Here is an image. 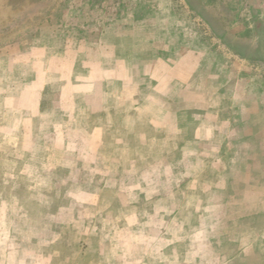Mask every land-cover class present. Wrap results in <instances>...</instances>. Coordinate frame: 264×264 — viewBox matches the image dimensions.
Wrapping results in <instances>:
<instances>
[{
  "label": "clouds",
  "instance_id": "clouds-1",
  "mask_svg": "<svg viewBox=\"0 0 264 264\" xmlns=\"http://www.w3.org/2000/svg\"><path fill=\"white\" fill-rule=\"evenodd\" d=\"M83 5L70 0L47 56H0L3 120L68 128L112 108L105 127L123 148L102 154L103 167L62 158L71 172L37 175L46 194L11 196L0 264H264V163L250 162L264 152V62L213 51L185 0ZM254 11L264 18V0L240 16ZM25 91L42 113L10 107ZM37 159L29 176L53 167Z\"/></svg>",
  "mask_w": 264,
  "mask_h": 264
},
{
  "label": "rangeland",
  "instance_id": "rangeland-1",
  "mask_svg": "<svg viewBox=\"0 0 264 264\" xmlns=\"http://www.w3.org/2000/svg\"><path fill=\"white\" fill-rule=\"evenodd\" d=\"M251 3L259 4L260 0H251ZM185 5L194 16L204 21L206 25L204 41L211 43L213 51L220 49L224 52L230 48L229 45H234L238 52L249 55L254 62H264V18L255 11L251 19L240 16L242 8L249 6V0H185ZM69 6L70 0H0V56L14 53L11 58L18 62L29 55L33 58L37 55L47 56L48 50L52 47L53 36L64 27V13ZM103 6L104 0H84L82 11L83 7L91 11ZM124 6L123 3L119 4L120 8ZM147 7L146 4L145 8ZM13 36L14 39H8ZM253 37L259 38L254 44ZM102 51L107 53L109 50L104 48ZM100 59L103 60L104 55L101 54ZM120 70L122 69L115 66L109 69L103 64L99 68L100 72L115 73ZM170 70L171 66L166 63L152 68L153 72L161 75ZM91 71L92 69H89L90 73ZM33 102L35 111L42 113L43 103L35 98L33 91L22 93L19 104L13 99L10 107L16 109L19 105ZM113 112L112 108L105 112L103 106H100L98 111L91 113L88 124L77 123L65 128L54 123L42 129L35 123L36 117H33L29 126L19 121L5 122L3 102L0 100V217L3 216L5 204L11 196L20 200L25 193L46 194L43 186L39 189L33 187L38 182L37 175L43 178L61 171L71 172L72 170L62 163V158L64 160L78 158L76 160L78 168H83L86 163L89 168L98 165L103 167L98 159L102 154L107 155L116 148H123L122 143L116 144L112 139L115 124L105 127L109 114ZM67 119L65 117V121ZM94 120L99 122L92 123ZM6 138L13 143L5 144ZM116 139L119 140L120 136L117 135ZM33 152L37 158L43 157L44 163H50L53 167L47 172H33L32 176H29L24 170L26 166L31 170L35 164L37 169H42L39 159L32 160ZM258 153L259 156H264V152ZM258 160L256 158L250 162ZM144 186L146 185L142 184V187ZM2 258L0 255V259Z\"/></svg>",
  "mask_w": 264,
  "mask_h": 264
},
{
  "label": "crops",
  "instance_id": "crops-1",
  "mask_svg": "<svg viewBox=\"0 0 264 264\" xmlns=\"http://www.w3.org/2000/svg\"><path fill=\"white\" fill-rule=\"evenodd\" d=\"M258 152H260L261 153V151L260 150H257ZM256 158H258L259 160L257 161V163H264V156H259V153H258V155L256 156Z\"/></svg>",
  "mask_w": 264,
  "mask_h": 264
},
{
  "label": "trees",
  "instance_id": "trees-1",
  "mask_svg": "<svg viewBox=\"0 0 264 264\" xmlns=\"http://www.w3.org/2000/svg\"><path fill=\"white\" fill-rule=\"evenodd\" d=\"M263 38H264V36H263ZM229 47H230L231 49H233V50H236V48H235L234 45H229ZM236 51H237V50H236Z\"/></svg>",
  "mask_w": 264,
  "mask_h": 264
}]
</instances>
